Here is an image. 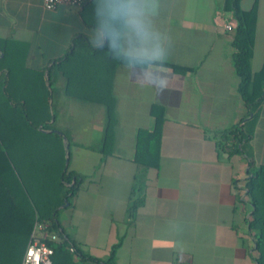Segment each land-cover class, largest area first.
Returning <instances> with one entry per match:
<instances>
[{
  "label": "crops",
  "instance_id": "obj_1",
  "mask_svg": "<svg viewBox=\"0 0 264 264\" xmlns=\"http://www.w3.org/2000/svg\"><path fill=\"white\" fill-rule=\"evenodd\" d=\"M117 2L89 0L82 7L48 11L43 0H0V96H11L6 103L11 105L23 95L47 91L65 166L84 177L72 206L61 213L63 228L85 252L95 247L87 239L105 231L119 236L116 264H255L244 180L248 160L264 166V96L254 109L244 155L219 156L210 139L249 119L232 65L234 30H225L236 23L224 18V0H159L156 27L170 45L166 90L139 87L122 65L108 59L107 49L55 68L77 39L97 49L90 34L95 25L111 30L118 24L108 16ZM256 26L257 18L253 49ZM263 62L264 55L255 64L252 54L251 72H259ZM169 65L186 70L175 72ZM94 77L99 91L108 88L114 100L112 152L106 159L99 152L105 109L76 94L89 92ZM155 106L164 114L158 170L144 172L145 181L136 182L142 171L134 163L137 134L154 130ZM222 168L228 181H202L203 173ZM129 200L139 203L130 216ZM92 221H101L103 232L92 229Z\"/></svg>",
  "mask_w": 264,
  "mask_h": 264
},
{
  "label": "trees",
  "instance_id": "obj_2",
  "mask_svg": "<svg viewBox=\"0 0 264 264\" xmlns=\"http://www.w3.org/2000/svg\"><path fill=\"white\" fill-rule=\"evenodd\" d=\"M89 1V0H88ZM87 1V3H88ZM241 0H224L223 10L232 12L236 27L232 35V65L239 78L238 93L249 117L247 123L211 133L219 156L244 155V146L251 138L250 125L254 121V109L264 96V62L257 73L250 70L257 18L254 0L249 10L240 8ZM85 3L84 5H86ZM83 5V6H84ZM104 49L85 46L80 39L74 41L72 51L58 61L59 70L73 59L95 57ZM113 64H119L111 56ZM80 61V60H79ZM175 72L186 69L169 65ZM90 91L78 96L103 105L106 124L99 149L103 159L111 155L113 128L115 125L114 100L108 88L100 90L98 78L91 79ZM10 96V95H9ZM49 93L23 95L12 103L11 96H0V264H21L30 235L36 225H46L57 240L49 242L52 249L51 264H116V253L122 239L112 244L105 259L87 254L63 228L60 215L72 206V199L81 187L84 177L65 166L62 136L56 132L54 114L48 105ZM8 97V98H7ZM39 100V104L35 101ZM155 119L152 132L139 130L136 139L134 163L144 172L158 170L160 131L164 114L160 107H153ZM248 177L244 188L249 197L251 213L246 221L253 235L251 256L255 264H264V166L255 167L247 161ZM135 181L138 180L135 177ZM129 200L127 213L138 207ZM66 205V206H65ZM72 250V251H71Z\"/></svg>",
  "mask_w": 264,
  "mask_h": 264
},
{
  "label": "clouds",
  "instance_id": "obj_3",
  "mask_svg": "<svg viewBox=\"0 0 264 264\" xmlns=\"http://www.w3.org/2000/svg\"><path fill=\"white\" fill-rule=\"evenodd\" d=\"M159 0H119L108 9L110 20L118 21L111 30L95 25L90 43L107 49L129 78L134 77L143 89L169 87L166 67L170 54L168 37L156 27L160 14Z\"/></svg>",
  "mask_w": 264,
  "mask_h": 264
},
{
  "label": "rangeland",
  "instance_id": "obj_4",
  "mask_svg": "<svg viewBox=\"0 0 264 264\" xmlns=\"http://www.w3.org/2000/svg\"><path fill=\"white\" fill-rule=\"evenodd\" d=\"M253 2H254V0H242V2L240 3V8L242 10H249L252 7ZM256 3H257V26H256L257 30H256L254 49H253L254 63L255 64H257L259 59H261V57H263V55H264V0H256ZM224 18L234 21V17H233L232 12H225ZM223 169H226V168H222V170H220L219 173H217L215 171H210L207 175L205 173H203V175H201L202 181H218V182L219 181H222V182L228 181L227 178L229 177V172L227 175V171L226 170L224 171ZM173 170H174L173 176L179 177L180 175L178 173V169L175 170V168H173ZM144 175L145 174L141 170H139L138 173H136V179L138 181H141V179H144L142 181H145L146 176L144 177ZM186 178H189L188 174H186ZM183 181H185V180L183 179ZM59 218L62 220L63 214L60 215ZM89 225L92 229H98L99 231H102V232L104 230V228L102 227L101 221H98V222L92 221ZM100 225L102 227L101 230H100ZM119 239H120L119 236L114 237L110 232L105 231V234H103L102 236H96V237L87 239V240H89L91 245H93L95 247H92V248L90 247L89 249L86 250V253L90 254L91 256L95 255V256L99 257L100 259H105L107 257V252H108L110 246L112 244L116 243ZM251 252H253V251H251ZM254 255H256V254L253 252L252 256H254ZM125 257H126V255H125Z\"/></svg>",
  "mask_w": 264,
  "mask_h": 264
},
{
  "label": "built area",
  "instance_id": "obj_5",
  "mask_svg": "<svg viewBox=\"0 0 264 264\" xmlns=\"http://www.w3.org/2000/svg\"><path fill=\"white\" fill-rule=\"evenodd\" d=\"M87 1L88 0H43V7L45 10L53 11L59 5L82 7ZM225 30L232 32L234 26L227 24L225 25ZM56 240V235L49 233L46 229V225H36L30 235L21 264H51L53 251L48 246V243Z\"/></svg>",
  "mask_w": 264,
  "mask_h": 264
},
{
  "label": "water",
  "instance_id": "obj_6",
  "mask_svg": "<svg viewBox=\"0 0 264 264\" xmlns=\"http://www.w3.org/2000/svg\"><path fill=\"white\" fill-rule=\"evenodd\" d=\"M63 140H64V142H65V139L63 138ZM66 145V144H65ZM65 164L67 165V157H66V162H65Z\"/></svg>",
  "mask_w": 264,
  "mask_h": 264
}]
</instances>
